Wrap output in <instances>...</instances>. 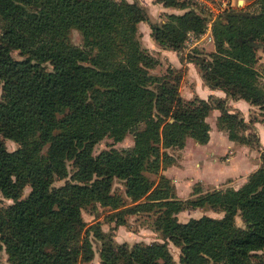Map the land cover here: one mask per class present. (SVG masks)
Instances as JSON below:
<instances>
[{
    "label": "trees",
    "instance_id": "1",
    "mask_svg": "<svg viewBox=\"0 0 264 264\" xmlns=\"http://www.w3.org/2000/svg\"><path fill=\"white\" fill-rule=\"evenodd\" d=\"M158 1L184 11L156 24L139 0H0V193L12 199L0 203V246L12 264L90 259V230L102 240V264H177L166 242L129 247L114 243L97 223L87 225L81 209L95 202L118 208L119 224L124 213L155 211L156 229L180 247V264H264L256 253L264 249V151L240 186L198 190L195 198L176 197L172 179L159 173L174 160L168 149L182 148L187 137L208 141L212 108L219 109L216 123L229 139L253 145L257 138L245 132L249 122L225 99H186L179 76L150 73L158 61L140 44V21L149 23L157 43L175 51L188 31L203 32L207 21L185 1ZM258 5V11L215 16V49L208 58H187L207 86L264 110L255 67L264 0ZM70 28L81 32L83 46L69 42ZM15 49L20 58L12 56ZM127 132L134 135L132 147L93 154L105 135L120 140ZM1 136L18 146L8 150ZM148 172L158 174L157 181ZM114 178L123 180L131 204L111 191ZM26 184L30 191L22 197ZM198 206L223 214L177 218L180 210ZM236 215L244 226L236 225Z\"/></svg>",
    "mask_w": 264,
    "mask_h": 264
},
{
    "label": "rangeland",
    "instance_id": "2",
    "mask_svg": "<svg viewBox=\"0 0 264 264\" xmlns=\"http://www.w3.org/2000/svg\"><path fill=\"white\" fill-rule=\"evenodd\" d=\"M180 1H185L191 8L195 9L196 11L204 15L207 18L206 24L207 22H212L215 16L224 12L225 10L242 9V10H247V11H258L259 9L258 0H233V4L227 8L222 7L221 4H219V0H216L215 8L207 6L200 0H180ZM144 7L148 13V16L149 15L152 16V18H150L149 16V19L152 22L156 24H161L162 22L167 20V15L165 14L164 16H162V12L160 10L152 11L151 4L149 5L146 4V6ZM149 30L151 32L149 23L145 21H143L142 24H140V22L138 23V38L140 40L141 46L147 49V51L153 57H155V59H157L158 61L153 68L149 69L150 73L158 77L166 76L167 78H175L176 76H179L178 88H179L180 94L186 99L195 98L196 96H198V94L191 95V92H194L195 88L199 90L200 83H199L198 75L200 74V72L198 70V67L195 65L199 73L197 75L195 71L187 70L184 64L179 65L177 67L174 66L172 64L173 63L172 61L174 60L170 58L172 54H170V52L164 53L162 50L158 49V47H161V48H164V47L161 46L159 43L155 42L151 33L149 37V34H148ZM68 40L70 43L76 46H83V43H84L81 32L76 28H70L68 32ZM151 42L155 44H152ZM164 49H168V48H164ZM214 49H215L214 41L204 43L201 40L200 44L198 45L183 43L181 49L176 52L179 58L181 59V62L184 63L185 61H188L187 56H193L195 54L197 55V57L208 58L209 57V55H207L208 52H211ZM11 54L13 57H16V58L21 57V54L19 53L17 49L12 50ZM256 54H257V58L255 62V67L257 68L258 73H259V82L261 85L264 86V38L261 40H258L257 46H256ZM45 66L47 68L51 67V65L48 62L45 63ZM0 95H1V89H0ZM188 95H191V96H188ZM256 106H257V109L255 112L257 113L251 114L249 120H245L249 122V126L252 125L254 118L258 119L264 124V110L261 109L258 105ZM212 109L210 110V112L212 111ZM210 112L208 116L206 117V119L211 129L212 125L214 126L217 125L216 123L217 116L216 118H214L213 114H210ZM1 138L6 148L10 151L14 150L18 146V143L12 139H9L4 136H1ZM188 140L195 141L192 137H187L185 140V143ZM233 142L237 143L235 141ZM133 144H134V135L132 132H127L125 136L120 140H115L112 136L105 135L104 137H102L100 140H98L94 144L92 152L93 154H97L101 150L108 149L110 147H115L117 149H126V148L132 147ZM178 149L179 148L168 149L169 152L173 155L174 160L171 164H167L163 167V169L160 168L159 170V173L162 172L164 175L172 179L174 186H175V182L172 177L174 174H177L176 162H177V159L180 157V153L178 152L179 151ZM68 170H70V165H68ZM148 175L152 179L157 181L158 174L148 172ZM69 176H70V173L68 174L66 178L56 179L53 182V184L59 185L63 183L65 179L69 178ZM177 183L179 185V188H176L175 186V195L176 197L180 199L195 198L198 194L196 193L198 190L200 191L199 193H203L208 190H212L214 188H223V189H225L226 187L237 188L235 187L236 183H234V181L229 182V183L224 182V183H220L217 186L216 185L212 186V185H204L202 184L201 181H198V180L196 181L193 180L189 188L184 186L183 184L184 182L179 181V179L177 180ZM29 191H30V185L26 184L22 189L21 196L25 197L29 193ZM111 191L113 193H117L121 195L127 205L131 204L130 199L125 195L124 182L122 179L114 178ZM11 201L12 199L4 197L0 193V203L2 205H7L11 203ZM117 209H113L109 206L101 205L99 202H95L93 204H87L84 207H82L81 215L87 225H92V224L97 223L99 227L101 228L102 232H104L106 236L110 237L113 240V242L116 244L126 242L128 246L131 247L134 243H137V242H143V243H150L154 241L155 242H166L170 252L173 255V258L175 259L177 264H180L179 263L180 247L176 245L169 238L164 237L162 233L156 229L155 217L157 213L155 211L124 213L123 214L124 222L119 224L117 223V215H116ZM202 214H208L211 216L220 217L223 214V212L213 210L207 206L187 207L185 209L180 210L177 213V218L180 221H186L191 217H199ZM235 223L238 226H244V223L239 215L235 216ZM88 238L92 244L93 256L92 258L87 259V260H80L78 264H102V260L100 257V249H101L102 240L93 233V230L89 231ZM256 253L261 254L264 257V249L258 250ZM255 257L256 256L253 255V258ZM0 261L2 264H12V262L8 258V254L5 250L4 245L0 246Z\"/></svg>",
    "mask_w": 264,
    "mask_h": 264
},
{
    "label": "crops",
    "instance_id": "3",
    "mask_svg": "<svg viewBox=\"0 0 264 264\" xmlns=\"http://www.w3.org/2000/svg\"><path fill=\"white\" fill-rule=\"evenodd\" d=\"M139 1L144 6H146V4H151L152 11L160 10L162 16L172 12L180 13L184 11L181 8L166 6L158 0ZM149 16L152 18L151 15ZM142 23L143 21H140V24ZM148 34L150 37V30ZM151 43L155 44L153 42ZM158 49L162 50L164 53L170 52V54H172L170 58L174 60L172 61L174 66L177 67L184 64L187 70H192L195 71L197 75L199 74L195 64L190 61L182 63L175 50L164 49L161 47H158ZM198 77L200 83L199 90L195 88L194 92H191V95L198 94V96L202 98H207L209 95H213L223 98L232 110H239L241 116L245 120H249L251 114L257 113L255 112L257 109L256 105L243 98L226 96V93L223 90L207 86L200 74ZM219 113L220 111L217 108H213L210 112V114H213L214 118H216ZM253 120L252 125H250L245 131L246 133H255L257 141L253 145L229 139L226 131L219 128L217 125L211 126L210 137L206 143L189 140L186 141L184 146L178 149L180 157L176 162L177 174H174L172 177L176 188H179L177 183L178 179L179 181L184 182V186L188 188L191 186L193 180H198L204 185L212 186L234 181V183H236L235 187L240 186L245 181L247 175L260 165V154L264 151V124L258 119L254 118ZM233 141L237 143H234Z\"/></svg>",
    "mask_w": 264,
    "mask_h": 264
},
{
    "label": "built area",
    "instance_id": "4",
    "mask_svg": "<svg viewBox=\"0 0 264 264\" xmlns=\"http://www.w3.org/2000/svg\"><path fill=\"white\" fill-rule=\"evenodd\" d=\"M204 4H206L209 7L215 8L216 7V0H200ZM219 4H221L222 7H229L230 5L233 4V0H219ZM217 4V5H219ZM211 25L212 22H207L205 31L195 34L191 31L187 32L186 38L184 40V43H189L192 45H198L200 44L201 40L205 42H211L213 41V35L211 32Z\"/></svg>",
    "mask_w": 264,
    "mask_h": 264
}]
</instances>
